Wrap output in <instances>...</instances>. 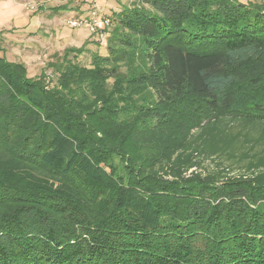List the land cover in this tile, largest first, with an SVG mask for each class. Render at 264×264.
Here are the masks:
<instances>
[{
  "label": "trees",
  "instance_id": "16d2710c",
  "mask_svg": "<svg viewBox=\"0 0 264 264\" xmlns=\"http://www.w3.org/2000/svg\"><path fill=\"white\" fill-rule=\"evenodd\" d=\"M102 15L88 68L0 56V264H264V0Z\"/></svg>",
  "mask_w": 264,
  "mask_h": 264
},
{
  "label": "rangeland",
  "instance_id": "374dc122",
  "mask_svg": "<svg viewBox=\"0 0 264 264\" xmlns=\"http://www.w3.org/2000/svg\"><path fill=\"white\" fill-rule=\"evenodd\" d=\"M94 0H87L88 3ZM102 13L111 15L128 6L132 0H95ZM78 0H0V56L11 63H22L25 76L34 78L43 72L49 81L50 71L45 67L65 49L82 52L74 61L89 67L94 54L106 55L105 43L95 42L94 36L84 27L72 28L68 14ZM27 5L33 6L28 9ZM61 9L57 10V8ZM56 9V10H54ZM83 12L81 17L86 16ZM53 83V82H52Z\"/></svg>",
  "mask_w": 264,
  "mask_h": 264
},
{
  "label": "built area",
  "instance_id": "2783aa9c",
  "mask_svg": "<svg viewBox=\"0 0 264 264\" xmlns=\"http://www.w3.org/2000/svg\"><path fill=\"white\" fill-rule=\"evenodd\" d=\"M28 9H32L33 6L27 5ZM109 20L103 17L102 12L98 4L93 1L89 5L88 12L84 17H75L68 21V25L72 28L84 27L94 39L99 43H105L107 37V28L109 26Z\"/></svg>",
  "mask_w": 264,
  "mask_h": 264
},
{
  "label": "crops",
  "instance_id": "0c3cea01",
  "mask_svg": "<svg viewBox=\"0 0 264 264\" xmlns=\"http://www.w3.org/2000/svg\"><path fill=\"white\" fill-rule=\"evenodd\" d=\"M78 2L79 3H77L76 7H79V9L72 8V10H70L69 12H67L68 14L73 13L74 16H80L81 14H83V12H87L88 4H89L87 2V0H78Z\"/></svg>",
  "mask_w": 264,
  "mask_h": 264
}]
</instances>
